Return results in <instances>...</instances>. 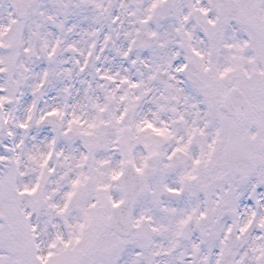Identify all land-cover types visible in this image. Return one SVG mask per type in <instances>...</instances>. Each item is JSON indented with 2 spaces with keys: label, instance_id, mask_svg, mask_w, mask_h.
Masks as SVG:
<instances>
[{
  "label": "snow or ice",
  "instance_id": "1",
  "mask_svg": "<svg viewBox=\"0 0 264 264\" xmlns=\"http://www.w3.org/2000/svg\"><path fill=\"white\" fill-rule=\"evenodd\" d=\"M0 264H264V0H0Z\"/></svg>",
  "mask_w": 264,
  "mask_h": 264
}]
</instances>
